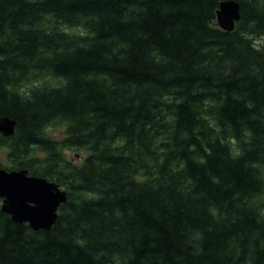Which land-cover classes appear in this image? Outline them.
I'll return each mask as SVG.
<instances>
[{
	"label": "trees",
	"instance_id": "1",
	"mask_svg": "<svg viewBox=\"0 0 264 264\" xmlns=\"http://www.w3.org/2000/svg\"><path fill=\"white\" fill-rule=\"evenodd\" d=\"M223 1L0 0V166L68 194L40 230L0 197V264H264V0Z\"/></svg>",
	"mask_w": 264,
	"mask_h": 264
},
{
	"label": "water",
	"instance_id": "2",
	"mask_svg": "<svg viewBox=\"0 0 264 264\" xmlns=\"http://www.w3.org/2000/svg\"><path fill=\"white\" fill-rule=\"evenodd\" d=\"M241 18L240 3L235 0L221 2L217 24L233 31ZM17 122L0 117V133L14 134ZM0 197L3 210L17 222H26L34 230L50 229L57 221L61 204L68 199L67 190L48 178L31 175L27 169L7 170L0 166Z\"/></svg>",
	"mask_w": 264,
	"mask_h": 264
},
{
	"label": "rangeland",
	"instance_id": "3",
	"mask_svg": "<svg viewBox=\"0 0 264 264\" xmlns=\"http://www.w3.org/2000/svg\"><path fill=\"white\" fill-rule=\"evenodd\" d=\"M257 45H264V37L258 38L256 40ZM66 127L67 124L64 121L57 120L49 125L47 128V133L56 140H62L66 137ZM64 153L66 158L74 162L75 164H80L85 158V151L81 149H68L64 148ZM8 150L6 147L0 148V163L3 166H9L10 162L8 159ZM61 188L65 189L61 186Z\"/></svg>",
	"mask_w": 264,
	"mask_h": 264
},
{
	"label": "bare ground",
	"instance_id": "4",
	"mask_svg": "<svg viewBox=\"0 0 264 264\" xmlns=\"http://www.w3.org/2000/svg\"><path fill=\"white\" fill-rule=\"evenodd\" d=\"M240 20V19H239Z\"/></svg>",
	"mask_w": 264,
	"mask_h": 264
}]
</instances>
